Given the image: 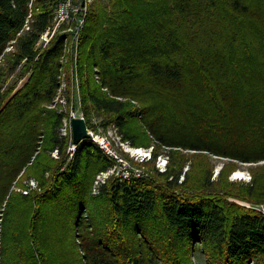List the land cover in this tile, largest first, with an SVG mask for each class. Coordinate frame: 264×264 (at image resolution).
I'll list each match as a JSON object with an SVG mask.
<instances>
[{
  "label": "trees",
  "instance_id": "obj_1",
  "mask_svg": "<svg viewBox=\"0 0 264 264\" xmlns=\"http://www.w3.org/2000/svg\"><path fill=\"white\" fill-rule=\"evenodd\" d=\"M29 1L0 0V59L11 45L7 70L31 71L14 92L0 63V264H264V0H92L78 56L87 125L101 116L169 161L95 194L114 160L91 138L66 155V114L47 107L66 34L37 49L57 0H34L25 29ZM207 154L255 163L251 181H228L227 166L212 180ZM31 177L40 191L14 190Z\"/></svg>",
  "mask_w": 264,
  "mask_h": 264
},
{
  "label": "rangeland",
  "instance_id": "obj_2",
  "mask_svg": "<svg viewBox=\"0 0 264 264\" xmlns=\"http://www.w3.org/2000/svg\"><path fill=\"white\" fill-rule=\"evenodd\" d=\"M66 25L59 27L54 33L49 34L45 39H40L36 43L37 49H43L48 46L50 41L55 37L58 33H65L66 42L68 45L65 47L63 55L61 57V62L63 63L62 75L59 76V87L57 89L54 100L47 105L48 108H54L58 112H64L66 114V119L64 123V131L62 128L60 129V134L62 136H66L68 138V146L66 150V155L68 158H71L74 151L76 149L72 148V130H71V116L72 113L78 116H84V112L82 110L81 104V89H80V78L78 75V56L80 50V38L82 35V31L78 37L77 45L75 48H72V41L74 38V33L65 30ZM14 48L10 45L7 48V53L4 57L0 59V63L6 68L5 62L10 57V53ZM24 62L22 61L20 65H18L17 69L13 72H9L7 68L5 69L7 76V82L4 88L9 87L16 83V87L14 92L22 87L28 80L31 75V71L25 70ZM3 67V68H4ZM22 72L24 74H22ZM85 117V116H84ZM91 126H88L89 131L93 133L91 140L96 142V139H105L106 143H108L109 148L114 152L115 156H110L114 160V165L106 170L98 173L93 181L92 185V193L97 192V186L101 183H104L110 176L115 175L119 178H129L131 175L134 176H143V175H151L152 167L158 168L159 171H164L169 164L168 157L165 155V147L160 149V154H158L157 158L154 162H152V146H131L128 142L123 141L120 137V134L116 130L113 124L107 125L105 128L102 126V117L93 116L90 119ZM97 143V142H96ZM98 144V143H97ZM100 147V146H99ZM101 148V147H100ZM168 149V148H167ZM104 152H106L103 149ZM187 154L190 163L187 162L183 171L187 169H191V153L193 151L181 150ZM107 153V152H106ZM146 153L145 157H142V154ZM51 157L58 159L60 154L58 150L50 151ZM206 160L210 162L212 174L211 179H217L219 173L221 172L224 166L232 167L230 172L227 175L228 181L235 182H249L251 181V173L249 172V167L255 165V163H245L237 160L230 159L228 157H221L217 155L207 154ZM238 171H242V175H237ZM250 177V178H249ZM182 179V177H181ZM25 186L14 185L15 191L24 190L29 191H40V185L38 180L35 177L27 178L23 180ZM24 193V192H23ZM264 211V207H262ZM195 262L197 264H205V259L202 254H197L195 256Z\"/></svg>",
  "mask_w": 264,
  "mask_h": 264
},
{
  "label": "built area",
  "instance_id": "obj_3",
  "mask_svg": "<svg viewBox=\"0 0 264 264\" xmlns=\"http://www.w3.org/2000/svg\"><path fill=\"white\" fill-rule=\"evenodd\" d=\"M92 2V0H57L54 8H53V18L52 23L46 27V29L41 33L40 39H45L49 34L54 33L59 27L66 25V31L69 30L74 33V38L72 41V48H75L77 45L78 37L83 30L88 14L89 5ZM28 15L26 18V23L24 25L25 29L29 28V22L32 19V15L34 12L38 10V7H36L34 0H30L28 3ZM68 45V42H66L65 38V47ZM73 117H77L75 113H72L71 119ZM67 121L66 117L63 119L62 124V131L65 132L64 129V123ZM60 128V129H61ZM89 130V128H88ZM90 138H94L93 133L91 131ZM96 142L98 145L104 149L110 156H115L114 152L109 148L108 143H106V140L96 139ZM72 148L76 149V144L73 143ZM146 153L142 154V157H145ZM250 178V177H249ZM24 193H27V190L23 191Z\"/></svg>",
  "mask_w": 264,
  "mask_h": 264
},
{
  "label": "water",
  "instance_id": "obj_4",
  "mask_svg": "<svg viewBox=\"0 0 264 264\" xmlns=\"http://www.w3.org/2000/svg\"><path fill=\"white\" fill-rule=\"evenodd\" d=\"M72 142L78 144L84 139L91 137L88 125L84 116L73 117L71 119Z\"/></svg>",
  "mask_w": 264,
  "mask_h": 264
},
{
  "label": "bare ground",
  "instance_id": "obj_5",
  "mask_svg": "<svg viewBox=\"0 0 264 264\" xmlns=\"http://www.w3.org/2000/svg\"><path fill=\"white\" fill-rule=\"evenodd\" d=\"M242 174H243L242 171H238V172H237V175H241V176H243Z\"/></svg>",
  "mask_w": 264,
  "mask_h": 264
}]
</instances>
